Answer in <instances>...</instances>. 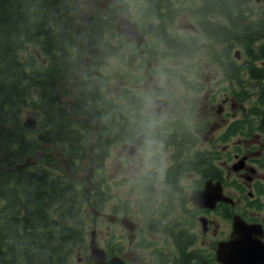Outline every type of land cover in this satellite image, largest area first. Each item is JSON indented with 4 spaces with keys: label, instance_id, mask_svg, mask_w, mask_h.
<instances>
[{
    "label": "trees",
    "instance_id": "1",
    "mask_svg": "<svg viewBox=\"0 0 264 264\" xmlns=\"http://www.w3.org/2000/svg\"><path fill=\"white\" fill-rule=\"evenodd\" d=\"M112 1L115 5L108 13L96 14L87 29V37L95 45V56L92 65L77 78L74 110L89 117L80 121L69 113L67 104L59 101L57 81L78 72L81 57L88 52L81 32V1L0 0V264H67L77 246L86 241L85 208L94 205L101 209L115 194L104 171L101 175L96 170L89 188V181L76 183L69 179L59 161L50 156L14 169L6 168L4 160L12 166L41 144L55 142L78 170L92 140L95 122L99 126L95 151L99 169L106 168L103 159L113 144L132 139L142 131L174 146L175 163L161 179L165 186H174L173 191L182 190L175 185L185 172L194 169L207 176L216 168L214 156L198 150L190 154L198 137L187 123L177 122L175 129L165 131L151 120L146 98L124 81L123 70L103 71L108 57L117 55L124 63L129 52L136 50L116 30L118 15L132 14L129 1ZM142 2L138 7L141 27L162 38L168 49L190 54L197 46V39L189 30L175 33L165 25V21L173 23L185 11L207 38L222 43L229 79L243 82V69L252 80L264 78V4L256 7L255 0H189L190 4L182 9L175 0ZM238 46L244 54L243 61L233 55ZM148 54L145 62L153 53L149 50ZM182 76L184 84L193 88L186 74ZM73 87L63 92L70 94ZM114 91L121 102L112 96ZM250 110L251 115L260 117L259 128L264 131V89ZM25 112L41 117L36 128L25 125ZM156 180L148 177L142 185L149 205L159 194ZM169 210L162 211L163 217ZM145 214L150 215L147 210ZM185 232L173 233L180 250L174 264H218L212 257L188 250L192 240Z\"/></svg>",
    "mask_w": 264,
    "mask_h": 264
},
{
    "label": "rangeland",
    "instance_id": "2",
    "mask_svg": "<svg viewBox=\"0 0 264 264\" xmlns=\"http://www.w3.org/2000/svg\"><path fill=\"white\" fill-rule=\"evenodd\" d=\"M128 1L132 9L130 17L137 21L141 20L138 14V7L144 4V2L142 0ZM112 4L115 5L114 1ZM189 4V0H175V5L182 9L186 8ZM261 4H264V0H255L256 7ZM154 22L160 23L159 20H155ZM184 22H195V20L187 12L183 11V14L177 16L173 23L168 22L166 24L165 21V25L169 30L176 33L185 26H181ZM189 33L197 34L198 42L190 54L176 53L166 47L162 38L147 33L148 49L153 53L151 54L150 63L147 62L142 66L143 63L138 60L140 53L133 50V52H129V59L124 63L120 61L117 55L108 57L107 62L102 65V69L104 72L112 71L115 68L124 71V81L128 82L127 85L135 87L138 94L149 99L151 107L154 110L151 115L152 121H162L165 118L177 119L172 126L168 127V130H173L177 122L186 121L190 128L198 134V141L194 148L218 146L221 149L223 148L224 151L229 142L239 137H244L242 131H248L250 126L258 121V116L253 114V122L249 121V123L241 125L242 128L238 131L235 130L232 137L223 138L221 136L226 126L235 118L242 117L245 120L244 123L247 122L246 118H249L247 114L250 113L251 106L254 103H258L259 95L264 89V78L262 81L252 80L248 77L246 70L243 69L241 71L243 82L237 81L236 78H228V81L224 82V77L226 74L228 75V72L225 68V59L221 52L222 43L212 41L205 37L201 31L192 30ZM111 37L117 42V39L113 35ZM237 49L240 51V46L235 48L233 55H236L235 51ZM29 50L30 47L24 50L22 56L25 57L29 53ZM242 54L240 53V58L243 61L244 54ZM174 67L178 69V72L176 71L177 75L175 74L176 72L171 70ZM183 73L192 82L194 79L195 81L199 80L200 84L198 85L202 87L197 90L188 88L182 81ZM145 74L148 75L145 77ZM112 81L116 82L113 78ZM216 83L217 85H215ZM116 86L119 87L120 84ZM62 93L69 96L68 93ZM226 93L227 96L225 95ZM118 95L115 91L112 94L118 102H121ZM158 106H160L159 109L156 108ZM216 107H220L222 110L217 111ZM32 114V112H25L24 117L27 118ZM250 116L252 115L250 114ZM39 119H41L40 116ZM210 123L213 126L209 125ZM145 144L148 145L141 146L137 152V156H135L136 158L132 162H129V159H125L123 154L118 151L119 144L111 146L109 155L103 159L106 168H97V170L101 175H103L102 172L104 171L106 181L111 185L115 194L106 200L104 203V205L106 204L104 214L98 216L96 221L93 219L92 210L88 207L85 208L87 217L86 242L80 254H77L75 249L67 264H94L86 258V255L90 254L88 244L91 236H93L94 226H96L95 238L99 245H107L108 240L106 237L111 235H114L113 239L115 241L129 243L128 234L126 231H123L119 222L116 224L119 227V231H114L116 227L112 224L113 228L110 235L107 228L111 224L108 214L114 211L115 213L120 212L119 215H123V211L128 207L130 210H133V207L142 198L141 183L144 184L146 182L147 178L145 179V176L148 173L150 175L156 174V177L160 180L166 167L175 162L173 158V146H166L153 138L148 139ZM184 156H187V153ZM218 157V159L222 160L219 154ZM153 159L159 161L153 163ZM235 160V158H232L229 160V164ZM199 176L197 172H185L182 176V185L178 184L182 188L180 192L173 191L174 186L167 185L166 187L163 186L164 184L159 185V194L154 199H151L150 205H152L153 209L157 210L158 219L155 221V224L162 225L161 231L151 232L142 217L141 231H138L140 242L138 240L136 244L138 250L137 256L140 259L137 264H161L162 257L170 259L172 254H176L174 243H172L170 236H168L169 234L162 230L167 224L175 225L179 223L178 226L187 225L186 221L189 218L186 211L191 210V203L188 204L187 202L189 200L187 199V194L189 196V192L195 187ZM120 178L123 179L118 180ZM231 191L238 193V189L236 188L231 189ZM261 197L264 200V195ZM129 198L131 200H128ZM154 200L156 203H153ZM241 202L244 203V206L247 205V199L243 200L242 198ZM168 209H170L169 216L164 218L162 211H167ZM260 212L264 216V207ZM209 216L212 218L209 231L202 230L200 221L196 224V228H194V231L196 230L199 233L200 238L198 243L202 245L203 249L204 246L213 248L218 238L227 236L231 229V220L226 219L222 214L212 213ZM153 218H155V214L153 215L151 212V219ZM216 227H219L220 231L215 232L214 228ZM167 262L169 264L171 260Z\"/></svg>",
    "mask_w": 264,
    "mask_h": 264
},
{
    "label": "flooded vegetation",
    "instance_id": "3",
    "mask_svg": "<svg viewBox=\"0 0 264 264\" xmlns=\"http://www.w3.org/2000/svg\"><path fill=\"white\" fill-rule=\"evenodd\" d=\"M184 25H185L184 23L181 24V26H184ZM134 46L136 48V51H138L139 53V48L136 45ZM148 51H149L148 46H146L144 48V53L139 54V58H145L146 52ZM221 81L223 80L221 79ZM227 81H228V77L226 74L224 77V82H227ZM195 83L197 84L195 85ZM198 84H200L199 80L195 81L194 79L191 84L192 85L191 87H193L194 90L200 89L202 86ZM215 85H217V83ZM225 95L227 96V93ZM146 100H147L146 102L147 108H149L152 114V112H154L153 107H151V103L149 99L146 98ZM160 106L156 108L159 109ZM216 109L217 111L222 110V108L220 107H216ZM250 114L251 112L247 114V117L249 116V118H246L247 122L245 123H244L245 120L242 117L235 118L232 122H230L226 126L221 136L223 138L232 137L235 130L238 131L240 130V128H242L241 125L249 123V121L252 123L253 117L250 116ZM257 120L258 121L254 125L250 126V129L248 131L246 132L242 131V134L244 135V137H239L238 139H235V140L232 139L233 141L228 143L227 147L224 148L225 149L224 151H223V148L221 149L218 146L207 147V148H199V147L194 148L197 142L192 146L190 154L194 153L195 150H198V151H201V152H204V153H207L213 156L211 154V151L218 150L220 152L219 155L222 157V160L218 159L219 158L218 154L214 156L215 158H214L213 163L216 168L213 170L216 173L211 169L210 173H208L207 176H205L201 171L194 170V169L189 170L191 172H197L200 175L198 181H196L195 187H193L191 191L189 192V196L187 194V197H188L187 199H189L187 202L188 204L191 203V210L186 211L189 220L186 221L187 225L185 226L184 225L178 226L179 223H177L175 225L167 224L165 228L163 227L162 231L169 234L168 236H170L172 243H174L176 254L175 255L172 254L170 259L166 257H162L161 264H168L167 262L168 260H171V263L169 264H174V259L175 257H177L178 251L180 252V250L176 247V244H175V236L173 234L174 231H186L184 234H186L187 237L188 235H191L189 238L192 240V243L189 244L188 250H192L197 253L199 251L206 258H209V257L214 258L215 263L225 264L223 262L222 263L220 262V260L217 257V252H218L220 242H222L223 240H228L230 238L236 215L242 216L248 222L261 223L264 229V216H262L260 212L261 209L264 207L263 206L264 200L261 197L262 195H264V131L259 128V125H260L259 116L257 117ZM154 121H156L157 124H161V126H163L166 121H168L170 124H174L177 121V119L165 118L162 121H158V120H154ZM185 123L187 122L185 121ZM234 124H237V125L234 126ZM209 125L213 126L212 123H210ZM188 127L190 126L188 125ZM163 128L165 131H172V130H168L167 126H164ZM144 132L146 133V140H145L146 142L148 139H151V137L146 131ZM193 132L195 133V136L198 137V134L195 131ZM132 139H129V140H132ZM153 139H156V138H153ZM145 142L142 144V146L148 145V144H145ZM157 142L164 144L163 142L159 140H157ZM164 145L173 146V145H167V144H164ZM140 148L141 147H139V149ZM118 151L120 153H123V156L125 157V159H129V162H132L133 159L136 158L135 156H127V154L124 153L125 150L123 149V147L118 149ZM232 158H235L236 160L229 164V160H231ZM153 160L152 162L155 163ZM156 161H159V160H156ZM172 165H170L169 167H166L164 171L165 172L168 171L171 167H173ZM119 166H120V163H119ZM234 174H237V175H234ZM148 177H151V179L152 178L158 179L156 177V174L150 175L148 173L145 176V179ZM161 179L156 180L158 191L160 190L159 185L162 184ZM181 181H182V176L180 177L179 181H177V183L182 185ZM142 184H141L142 198L140 201L137 202V205L133 207V210H130V208L128 207L123 211V215H119L120 212L115 213L114 211L108 214V217L111 221V224L107 226V228L109 229L110 235H111V231L113 228L112 224L116 227L114 231H119V227L116 225L117 222H119L123 228V231H126L128 234L129 243L126 244L125 241L123 243L120 241H115V239H113L114 235H111V236L106 237V239L108 240L107 241L108 243L107 245H105V247L108 248L109 257L114 256V255H119L125 260L126 264H137L140 261V259L137 256L138 250H137L136 244L139 240L138 231H141L140 226H141L142 217L144 218L146 224H148L147 227L149 228L151 232L161 231V227H162V225L160 224H155V221H157L158 219L157 210L153 209L152 205H149L147 203V198L144 193L145 188L142 186ZM207 185L209 186L208 189H210V190H207V193H208V194L206 193L207 198L204 197L203 193H200V195H197L195 193L196 191L206 190L205 188H207ZM175 186L181 187L178 185H175ZM234 187L238 189V193L231 191V189H235ZM218 188H220L221 195L229 199H226V198L221 199V197L219 198L217 197L216 198L217 200L214 205L210 206L206 204V203L212 202L210 200V197H212L211 191L216 195ZM175 192H179V191H175ZM242 198L243 200L247 199L246 206H244V203L241 202ZM128 200H131V198H129ZM155 200L153 201V203H156ZM240 205L241 207L239 208ZM146 210L150 213L149 217L148 215L145 214ZM250 210L251 212H249ZM151 212L153 213V215L155 214V218L153 219H151ZM212 213L213 214L220 213L226 219H230L231 229H230V233L227 236L218 238L213 248L209 246L208 247L204 246V249H203L201 247L202 245H199L198 243L199 238H200L199 233L196 230L194 231V228H196L197 226L196 224L200 221V223L202 224V230L206 232L209 231L210 223L212 222V218L209 215ZM103 214H104V209L101 210L100 213H98V216H101ZM168 216L169 215H166L164 218H167ZM214 231L215 232L220 231L219 227L214 228ZM124 235L126 236V234ZM263 240H264V236H263ZM86 258H87V255H86Z\"/></svg>",
    "mask_w": 264,
    "mask_h": 264
},
{
    "label": "water",
    "instance_id": "4",
    "mask_svg": "<svg viewBox=\"0 0 264 264\" xmlns=\"http://www.w3.org/2000/svg\"><path fill=\"white\" fill-rule=\"evenodd\" d=\"M80 1L83 7L81 12L79 13L81 18L83 19L81 32L86 37L88 43V52L81 57V68L78 72L68 75L65 79H60L57 81V96L61 103L69 104L68 111L76 120L87 121L89 120L88 116L78 115L74 110L76 104L75 94L78 89L77 78L82 72L86 71L88 66L92 64L95 55L94 42L91 38L87 37L89 22L97 12H101L103 14L107 12L110 6V0ZM117 30L118 32L122 33L128 41H137L139 46H141V44L146 40L145 35L139 29L138 23L125 14H121L119 16L117 20ZM71 84L74 85L71 94L69 96L63 95V89ZM37 122L38 121L36 116H30L26 120H24V123L28 127H36ZM98 128V124L93 122L94 132L92 135V140L87 146V154L84 157L85 164L81 170L76 171L73 168L65 153L61 149H59L57 143L55 142L44 143L33 153L27 156L23 161H20L12 166H8L3 159L4 166L6 168L14 169L26 165H32L41 156H52L58 159L62 164L65 170V174L68 178L72 179L76 183H82L84 180H88L90 182L88 187L91 188L94 170L97 166L94 152L96 145V132ZM145 138L146 134L141 133L135 139L125 142L122 145L123 149L125 150L124 153L135 155L137 153L138 147L143 143ZM48 146H52L53 150H46ZM208 187L209 186L207 185V188H205L206 190L196 191L195 193L197 195L203 193L204 197L207 198V190H210L208 189ZM211 196L212 197H210V200L212 202L206 203L210 206L215 204L217 197L229 199L221 195L220 188H218L216 195L211 191ZM93 233L94 234L90 241L91 256L97 264H126L123 258L117 255H114L108 259L105 249L98 244L95 238V229L93 230ZM263 236L264 229L261 223H250L243 219L240 215H236L231 236L228 240H223L222 242H220L217 257L219 260L223 261L226 264H264Z\"/></svg>",
    "mask_w": 264,
    "mask_h": 264
},
{
    "label": "bare ground",
    "instance_id": "5",
    "mask_svg": "<svg viewBox=\"0 0 264 264\" xmlns=\"http://www.w3.org/2000/svg\"><path fill=\"white\" fill-rule=\"evenodd\" d=\"M208 194V193H207ZM201 197V196H200ZM222 199V198H221Z\"/></svg>",
    "mask_w": 264,
    "mask_h": 264
}]
</instances>
